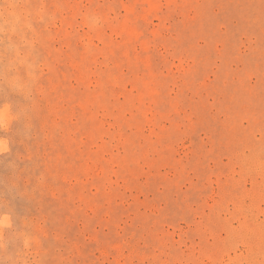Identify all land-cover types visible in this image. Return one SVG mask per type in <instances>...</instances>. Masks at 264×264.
I'll return each mask as SVG.
<instances>
[{"label":"rangeland","instance_id":"1","mask_svg":"<svg viewBox=\"0 0 264 264\" xmlns=\"http://www.w3.org/2000/svg\"><path fill=\"white\" fill-rule=\"evenodd\" d=\"M0 264H264V0H0Z\"/></svg>","mask_w":264,"mask_h":264},{"label":"clouds","instance_id":"2","mask_svg":"<svg viewBox=\"0 0 264 264\" xmlns=\"http://www.w3.org/2000/svg\"><path fill=\"white\" fill-rule=\"evenodd\" d=\"M9 15H14V14H12V13H9Z\"/></svg>","mask_w":264,"mask_h":264}]
</instances>
